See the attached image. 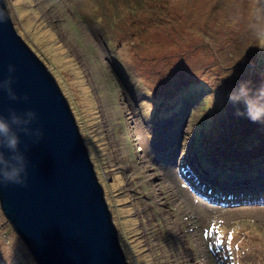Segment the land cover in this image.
Wrapping results in <instances>:
<instances>
[{
    "label": "rangeland",
    "instance_id": "obj_1",
    "mask_svg": "<svg viewBox=\"0 0 264 264\" xmlns=\"http://www.w3.org/2000/svg\"><path fill=\"white\" fill-rule=\"evenodd\" d=\"M4 1L78 111L129 264H264V191L239 190L264 182V120L229 99L264 86V0ZM5 220L0 264H38Z\"/></svg>",
    "mask_w": 264,
    "mask_h": 264
},
{
    "label": "water",
    "instance_id": "obj_2",
    "mask_svg": "<svg viewBox=\"0 0 264 264\" xmlns=\"http://www.w3.org/2000/svg\"><path fill=\"white\" fill-rule=\"evenodd\" d=\"M0 17V121L10 129L0 133L5 221L38 264H129L68 98L4 0ZM13 170L25 185L4 184Z\"/></svg>",
    "mask_w": 264,
    "mask_h": 264
},
{
    "label": "clouds",
    "instance_id": "obj_3",
    "mask_svg": "<svg viewBox=\"0 0 264 264\" xmlns=\"http://www.w3.org/2000/svg\"><path fill=\"white\" fill-rule=\"evenodd\" d=\"M0 19H5V18L0 17ZM229 99L234 102L243 100L247 117L253 123L264 120V86L258 89L255 95H252L250 94V89H248L246 84H241L239 92L229 93ZM9 131L10 129L8 125L5 124L3 121H0V133L7 135ZM16 144H17V139L15 138V136H13V138L9 141L8 146L14 149L16 147ZM2 159L3 156L2 154H0V160ZM215 173H218V170H215ZM9 181H12L18 185L26 184V181L18 178L17 170H13L11 172L5 171L4 184H7V182Z\"/></svg>",
    "mask_w": 264,
    "mask_h": 264
},
{
    "label": "bare ground",
    "instance_id": "obj_4",
    "mask_svg": "<svg viewBox=\"0 0 264 264\" xmlns=\"http://www.w3.org/2000/svg\"><path fill=\"white\" fill-rule=\"evenodd\" d=\"M224 168H226L225 166H224ZM218 175V174H217ZM260 178H262V174H260V176H258V177H252V178H249V177H247V179H245L244 180V182L242 181V179H240V181L239 182H243V183H247V182H251L252 183V185H248V187L247 188H245V187H243V188H239V190L240 191H246V195H248V194H251V193H254V192H257V193H260V192H262V191H264V182L263 181H261V179ZM236 179L237 178H230L229 180L228 179H223V182H228L227 184V186L226 187H228V186H230L231 184V182H233V181H236ZM220 183V182H219ZM241 186H243V184L242 183H239ZM245 186V185H244ZM250 187H254V188H256V189H254V190H250L249 188Z\"/></svg>",
    "mask_w": 264,
    "mask_h": 264
},
{
    "label": "trees",
    "instance_id": "obj_5",
    "mask_svg": "<svg viewBox=\"0 0 264 264\" xmlns=\"http://www.w3.org/2000/svg\"><path fill=\"white\" fill-rule=\"evenodd\" d=\"M30 43H31V46L35 49L36 53H37L38 55H41L42 58L44 57V59L46 60V62L48 61V62H47V63H48L47 65L50 66V67L53 66L52 63H53L54 61L52 62V60H48V57L45 56V55L43 54L42 50H41L37 45H35V43H33V42H30ZM46 57H47V58H46ZM53 67H54V66H53ZM52 69H53V71L55 70L54 68H52ZM60 83H62V86L64 85V82H60ZM72 109H73V108H72ZM74 109H75V108H74ZM74 109H73V112H74V113H75V110H76V112H78L77 109H75V110H74Z\"/></svg>",
    "mask_w": 264,
    "mask_h": 264
}]
</instances>
